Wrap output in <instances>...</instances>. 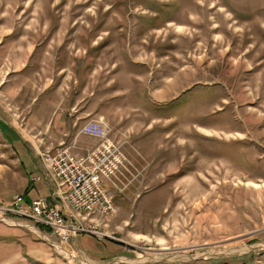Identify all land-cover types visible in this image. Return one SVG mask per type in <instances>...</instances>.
Returning <instances> with one entry per match:
<instances>
[{"label":"rangeland","instance_id":"obj_1","mask_svg":"<svg viewBox=\"0 0 264 264\" xmlns=\"http://www.w3.org/2000/svg\"><path fill=\"white\" fill-rule=\"evenodd\" d=\"M1 41L0 112L10 124L27 128L36 98L64 78L58 50L80 49L74 71L107 66L95 73L108 83L98 96L147 166L137 196L98 226L114 236L100 238L112 251L93 250L89 233L62 245L4 210L40 148L23 160L0 130V224L42 243L39 264H264V0H0ZM34 47L30 67L16 71ZM28 134L37 147L43 137Z\"/></svg>","mask_w":264,"mask_h":264},{"label":"built area","instance_id":"obj_2","mask_svg":"<svg viewBox=\"0 0 264 264\" xmlns=\"http://www.w3.org/2000/svg\"><path fill=\"white\" fill-rule=\"evenodd\" d=\"M80 134L95 140L85 155L73 151L77 140L73 145L62 144L60 148L38 152L43 177L55 185L56 205L44 198L28 202L20 193L14 198L13 208L4 209L47 226L62 245L81 233L96 235L98 239L101 235L114 238L106 230L99 232L98 226L109 223L121 204L137 196L147 171L140 149L132 144L128 148L126 142L114 139L112 128L102 118L89 119ZM41 179L42 176H35L32 181ZM84 220L91 222L89 227L84 226Z\"/></svg>","mask_w":264,"mask_h":264},{"label":"crops","instance_id":"obj_3","mask_svg":"<svg viewBox=\"0 0 264 264\" xmlns=\"http://www.w3.org/2000/svg\"><path fill=\"white\" fill-rule=\"evenodd\" d=\"M87 38H89L88 35H86L81 42H86L88 40ZM95 41L96 40L94 39L92 43L94 44ZM1 45L2 41L0 42V49L3 47ZM67 47L64 49L60 48L56 54V59H58L56 62H59V75H64V78H59L60 83H57L56 85L54 84V86L49 84L36 98L34 105L36 106L35 111L37 112V115L32 114L29 117L27 128H23L22 130L16 128V125L14 124L15 121L12 120V123L10 124L7 121L6 114L0 112V130L3 131L2 133L7 140L5 146H10L11 148L16 149V151L21 150V152L17 151V153L23 160L27 159V161H29L31 159V154L28 148H40L39 151L42 150L41 148H45L43 150H46L47 148H60L62 144L73 145L75 140H77V145L73 148V151L78 155H85L88 148L95 144V140L89 136L80 134V130L91 118H102L106 121L112 128V137L116 140L127 142L128 148L133 144L130 143L132 140H126L129 137L131 138V136L124 131L116 130L111 123L112 120L114 122L119 120L120 122L123 121V119L120 120L119 116L111 111L104 103L105 95L98 96V92H104L105 88L107 89L108 83L106 85H104V83L101 85V82L96 80L95 73L98 69H104L107 66L100 65L89 71L87 70L88 63L84 62L82 63L80 71L75 72L72 59L74 56H80L81 52L79 51L80 49L72 50ZM36 49L37 48L34 47V49L27 55L25 61L19 60L22 62V66L16 71L24 72L30 67L32 61L31 58ZM13 61V63L10 62L12 63V66L13 64H16L17 60ZM1 66L3 67L4 65H0V67ZM164 94L165 89L161 88V92H159L158 95L161 99L166 100ZM113 114L117 116L114 117L112 116ZM16 129L20 130L16 133ZM26 132L31 135L34 133V138H45L44 140L43 138L40 140L37 139V147H35L32 142L25 138ZM28 174V183L26 182L27 185L26 183L24 184L21 192L25 193L26 201L31 202L39 198H44L50 205H56L58 199L55 194V185L51 180L43 177V166L40 157L38 158L37 167L28 170ZM35 176H42V179L33 182L32 178ZM11 222L14 226L30 228L35 232L38 230L37 227H39V225L36 224L37 227L35 225H23L12 220ZM22 231L18 234L22 236H18L17 233L19 232V229L9 228L8 226L0 224V264H20V262L24 263L27 260L28 262L30 260V263L33 262L34 264H39L40 260L47 261L48 258L45 256L46 250L41 246L42 243L32 242L30 238L26 237L25 232ZM82 236L87 237L90 235ZM78 237L79 236H77L76 239L79 244ZM93 238L98 244L97 247L91 245L93 250H103L104 248L110 252L117 245L114 242H102L98 238ZM58 245L59 248H61L60 244ZM35 248H38V250H35ZM83 249L86 251L85 248ZM32 259L35 261H32Z\"/></svg>","mask_w":264,"mask_h":264},{"label":"flooded vegetation","instance_id":"obj_4","mask_svg":"<svg viewBox=\"0 0 264 264\" xmlns=\"http://www.w3.org/2000/svg\"><path fill=\"white\" fill-rule=\"evenodd\" d=\"M121 1H122V0H121ZM88 5L94 8V5H91L90 3H88ZM58 20H59V19H58Z\"/></svg>","mask_w":264,"mask_h":264},{"label":"bare ground","instance_id":"obj_5","mask_svg":"<svg viewBox=\"0 0 264 264\" xmlns=\"http://www.w3.org/2000/svg\"><path fill=\"white\" fill-rule=\"evenodd\" d=\"M72 255V257H73V254H71Z\"/></svg>","mask_w":264,"mask_h":264},{"label":"trees","instance_id":"obj_6","mask_svg":"<svg viewBox=\"0 0 264 264\" xmlns=\"http://www.w3.org/2000/svg\"><path fill=\"white\" fill-rule=\"evenodd\" d=\"M94 237V236H93Z\"/></svg>","mask_w":264,"mask_h":264}]
</instances>
